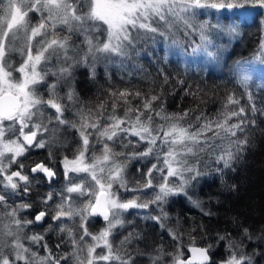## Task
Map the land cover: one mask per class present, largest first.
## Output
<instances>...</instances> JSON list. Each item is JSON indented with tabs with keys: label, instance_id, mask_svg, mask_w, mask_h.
<instances>
[{
	"label": "snow or ice",
	"instance_id": "6c2138e0",
	"mask_svg": "<svg viewBox=\"0 0 264 264\" xmlns=\"http://www.w3.org/2000/svg\"><path fill=\"white\" fill-rule=\"evenodd\" d=\"M261 15L264 0H0V264H137L135 256L123 249L139 240L141 232H128L119 248L110 238L131 223L126 220V214H133L129 210H148L152 205L153 211L135 215L151 222L148 227L159 231V239L170 237L176 251L167 253L159 244L148 254V264H213L211 250L221 244L228 255L220 264L264 260V232L256 235L243 227L237 235L217 231L210 238L204 222L190 226L188 237L193 243L187 247L192 255L184 259L185 233L179 230L178 218L171 226L166 207L176 203L171 198L183 197L202 216L214 215L194 193L208 174L201 153L214 158L222 181L226 170H235L233 164L249 142V126L256 125L257 112L264 114V106L257 105L249 88L247 67L253 61L264 65V35L252 60L238 61L234 69L246 103L231 91L215 114L201 110L191 120L189 112L195 109L169 112L162 99L164 86L170 83L162 65L169 63L170 53L177 54V47L181 57H193L185 62V73L201 57V71L209 65L219 67L228 47L221 43L223 38L227 36L229 43L238 39L241 27H249V18L254 22ZM21 34L22 43L17 45ZM158 45H163L162 57L156 52ZM142 52L162 77L159 92L113 86L112 65L120 69L122 80L126 72L129 81L137 75L156 83L142 64L128 69V62ZM14 53L21 57L18 66ZM101 65L109 87L104 101L93 109L77 91V70L86 69L84 75L95 83ZM177 83L182 86L181 99L206 103L202 89L185 86L183 79ZM258 87L264 89V79ZM73 130L78 136L76 152L71 157L63 154L58 172L47 161L55 160L54 147L70 143L67 135L61 140L58 134ZM142 144L143 150L137 151ZM37 149L46 150L47 160L33 161L30 173L25 172V161ZM131 161L140 164L135 184L127 178ZM36 174H42L49 185L62 175L65 183L59 190L50 187L34 205L31 190L32 182L39 179ZM94 218L104 222L98 232L89 230L90 223H99ZM197 229L210 241L206 246L195 244L192 233ZM56 230L63 236L55 247L71 245L58 258L46 240L48 232ZM32 245L47 255L38 256ZM98 248L104 251L97 252ZM168 255L171 261L165 259Z\"/></svg>",
	"mask_w": 264,
	"mask_h": 264
},
{
	"label": "trees",
	"instance_id": "16d2710c",
	"mask_svg": "<svg viewBox=\"0 0 264 264\" xmlns=\"http://www.w3.org/2000/svg\"><path fill=\"white\" fill-rule=\"evenodd\" d=\"M249 27H241L242 35L233 41L231 48L225 54L224 58L220 60L219 67L209 65L206 71H201L200 68L191 67V71L185 73L186 65L178 59L169 58V63L162 65L166 71L170 74V83L164 86V96L162 99L165 101V107L169 112H182L185 109H195V111L189 112V119L194 120L195 116L200 113L201 110L210 114H215L221 107L222 98L231 91H235L238 96H242L241 103L247 102V97L244 95V89L237 82V76L232 68L233 63L237 60H251L259 45L260 39L263 35L260 16L255 18V21L251 18L248 20ZM151 50V49H148ZM156 52L159 56L164 55L163 45H158ZM140 63L152 74V78L156 83L152 84L150 80L140 79L139 76L133 75L131 81L127 79V73L125 72V79L120 78V69L116 65L110 67L112 73L111 84L115 87H132L139 88L142 92L152 91L158 93L160 90V83L162 77L157 74L156 66L149 64L148 59L145 58L142 52L141 56L134 57L133 60L128 62V69L131 70L133 65ZM159 63V61H156ZM86 69L77 70L76 88L80 93L81 99L87 107L95 109L96 105L104 101L107 96L106 89L109 87V83L103 75V66L98 67V78L95 83L90 81L84 73ZM51 79V78H50ZM178 79H183L186 85H192V89L197 87L202 89L200 95L206 103H201L199 100L192 97L183 96L182 86L177 83ZM259 83L249 82V88L256 95V103L258 106H264V89L258 87ZM175 89V94H171ZM138 103V101L133 102ZM159 104V101L157 102ZM106 107L111 110L110 102ZM123 108L118 109V113L123 115ZM251 115V113H248ZM71 117V113H68ZM256 125L249 126L248 131V144L245 146V150L240 154L239 158L234 162L233 170H226L223 181L220 174L215 171L214 158L209 157L207 152L201 154L204 157L202 161V167L206 162L207 175H205L200 184L196 186L194 193L204 203L206 208H210L214 213L212 217H204L200 211L194 208L187 199L183 197H173L176 203H170L166 206L169 210L170 217L172 218V227H175V221L178 218L180 221V231L185 233L184 244L186 247L182 249L183 258L188 255L187 245L193 243L188 237V231L193 224H200L204 222L208 229V237H214L217 231L225 232L229 231L233 235H237L242 231L243 227H247L256 235H260L264 232V114L256 113ZM187 122V121H186ZM103 123V121H102ZM60 139L63 140L67 135L70 143L67 147H60L57 145L54 147V161H47L58 172L62 171V167L59 161L63 158V154H67L69 157L73 156L76 152L78 136L74 134V130L71 133H59ZM134 139V138H133ZM219 143V141H217ZM144 145L137 147V151L143 150ZM97 154H99L100 145L96 146ZM117 150L119 146H117ZM126 149L125 151H129ZM210 151V150H209ZM123 159V157H118ZM47 160L46 150L37 149L33 151L30 158L25 161V172L30 173V166L33 161ZM140 167L138 161H131L127 169V178L131 184H135L140 179V174L136 169ZM147 165L145 166L146 170ZM38 181L32 182L31 197L33 198L34 205L39 203V197L43 196L50 187L54 186L57 190L61 187L60 180L61 175H58L57 180L53 182V185H49L43 177L39 174ZM155 175V173H154ZM31 179V174H30ZM235 186L234 188L232 186ZM151 191V190H149ZM133 195L130 193L129 196ZM19 198H17L18 201ZM11 203V201H10ZM155 205L150 206L147 211H153ZM132 213V212H130ZM235 217V221L233 218ZM99 220V223H90L89 230L92 232H98L104 223L100 218H94ZM126 220L131 221L127 223L123 230H120L113 237V244L117 240L123 239L124 235H127L130 231L141 232L142 236L139 240H133L130 245H127L123 251H127L133 254L136 258L137 264H148V254L152 253L159 244L164 245V249L167 253H175V242L170 237L165 236L163 240L159 239V231L153 232L148 224L151 222H145L140 219L139 216L133 213L132 215H126ZM78 228V224L75 226ZM195 236V244L199 246H206L210 241L204 238V233L197 229L192 233ZM63 234L58 230L48 232L46 240L49 243V247L52 248L54 254L59 255L70 251V244H61V247L57 249L56 243L62 238ZM119 236V237H118ZM34 249H39L40 256H42V250L37 245H33ZM120 247V244H119ZM250 250V249H248ZM138 255V256H137ZM213 264H220V261L225 259L228 255L223 244L214 247L211 250ZM166 260L171 261V255L165 257ZM259 260V257H257ZM64 264V262H61ZM259 264H264V260H260Z\"/></svg>",
	"mask_w": 264,
	"mask_h": 264
},
{
	"label": "rangeland",
	"instance_id": "374dc122",
	"mask_svg": "<svg viewBox=\"0 0 264 264\" xmlns=\"http://www.w3.org/2000/svg\"><path fill=\"white\" fill-rule=\"evenodd\" d=\"M204 18H207V17H204ZM260 19H261V26H262L263 35H264V23H262V21H264V15H261V16H260ZM213 22H214V21H213ZM224 23L227 24V23H229V22H228V21H224ZM180 39H181V40H184V39H185V38L183 37V34H182V33L180 34ZM22 40H23V36H22V34H21V38H20V39H17V40L15 41V43H16L17 45H19V44L22 43ZM221 43L228 45V47H227V49L223 52V54H222L220 60H222V59L224 58L225 54H226V53L228 52V50L231 48L233 41H232L231 43H229V38H228L227 36H225V37L223 38V40L221 41ZM190 51H191V50L188 49V52H189V53H190ZM175 52H176L177 54H176V55H173L172 53H170V54H169V58L178 59V60H180V61L183 63V65H186V63H185L186 61H187V62H191V61L193 60V57H191V55H188V56H186V57H181V56L178 54V53H179V48H178V47L175 49ZM14 57H15V59H14V65L18 66L19 63L21 62V57L19 56L18 53H14ZM202 59H203L202 57H201V58H198V59H197V62L192 64V67L200 68V60H202ZM251 60H252V59H251ZM251 60H237L235 63H233L232 68H233V70L235 69V66H236V64H237L238 61H251ZM220 62H221V61H220ZM220 62H219V64H220ZM212 66H214V65H212ZM208 67H209V66H208ZM247 67H248V69H249V74H250V76H251V80H250L249 82H253V81H254V82L260 84V83L262 82V79H264V65L259 64L258 61H253L251 64H248ZM14 75L17 76V77L20 76L19 73H15ZM38 87H41L43 94H44L45 96H47V92L43 90V86H42V85H38ZM201 154H203V153H201ZM60 183H61V184L58 185V187H59V186L62 187L63 184L65 183V181H64V179H63V177H62V175H61ZM123 195H125V196H129L130 193H123ZM129 211L132 212V213H136V212H138V211H139V212H143V211H147V210L133 209V210H129ZM126 215H127V214H126ZM101 221L103 222L102 219H101ZM103 223H104V222H103ZM119 231H120V230H117L116 233H118ZM118 237H119V236H118ZM110 239H113V237L110 238ZM120 240H121V239H119V240L116 239L117 242H116L115 244H113V247H114V248H119ZM26 244H27V242H26ZM32 250H33V251H36L38 256L41 255L39 249H34L33 245H32ZM41 250H42V256H46L47 253L45 252V250H44L43 248H41ZM101 251H104V249H103V248H98V249H97V252H101ZM82 255H86V248H85V251H84V253H83ZM137 256H138V255H137ZM21 264H22V262H21ZM101 264H103V262H101Z\"/></svg>",
	"mask_w": 264,
	"mask_h": 264
},
{
	"label": "water",
	"instance_id": "95a60500",
	"mask_svg": "<svg viewBox=\"0 0 264 264\" xmlns=\"http://www.w3.org/2000/svg\"><path fill=\"white\" fill-rule=\"evenodd\" d=\"M39 175H41L42 176V174H39ZM43 177V176H42ZM58 177V176H57ZM57 177L54 179V181H56L57 180ZM47 183H48V181H47V179L46 178H43ZM53 181V182H54ZM100 219H102V218H100ZM197 246H199V245H197ZM191 253L188 251V255L184 258V259H188L189 257H191Z\"/></svg>",
	"mask_w": 264,
	"mask_h": 264
}]
</instances>
